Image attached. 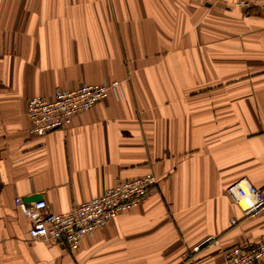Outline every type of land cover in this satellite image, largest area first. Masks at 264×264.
<instances>
[{"label": "crops", "instance_id": "crops-1", "mask_svg": "<svg viewBox=\"0 0 264 264\" xmlns=\"http://www.w3.org/2000/svg\"><path fill=\"white\" fill-rule=\"evenodd\" d=\"M112 81L119 98L28 133L29 99ZM147 175L74 250L32 240L17 206L64 213ZM242 179L264 186V0H0V264H225L264 235L226 193Z\"/></svg>", "mask_w": 264, "mask_h": 264}, {"label": "built area", "instance_id": "built-area-1", "mask_svg": "<svg viewBox=\"0 0 264 264\" xmlns=\"http://www.w3.org/2000/svg\"><path fill=\"white\" fill-rule=\"evenodd\" d=\"M246 6L244 1L238 2ZM113 95L119 98V81L99 84H81L74 90L57 91L52 100L35 96L28 100L25 114L29 120L28 133L42 136L67 127L72 118ZM157 186L156 179L141 176L134 179H116L102 195L72 207L64 213L47 210L45 201L27 203L18 199L17 206L30 222L32 240L65 244L68 249L78 247L79 240L104 226L117 213L127 211L144 202ZM226 193L240 207L244 216L264 213V186L255 187L246 180L229 186ZM234 223V220H231ZM264 260V235L255 243H242L225 251V264H258Z\"/></svg>", "mask_w": 264, "mask_h": 264}, {"label": "water", "instance_id": "water-1", "mask_svg": "<svg viewBox=\"0 0 264 264\" xmlns=\"http://www.w3.org/2000/svg\"><path fill=\"white\" fill-rule=\"evenodd\" d=\"M31 200L38 201V200H40V198L39 197H36V198L31 199ZM28 201H30V199H27L25 202H28Z\"/></svg>", "mask_w": 264, "mask_h": 264}]
</instances>
